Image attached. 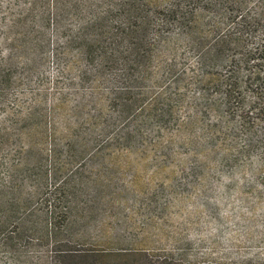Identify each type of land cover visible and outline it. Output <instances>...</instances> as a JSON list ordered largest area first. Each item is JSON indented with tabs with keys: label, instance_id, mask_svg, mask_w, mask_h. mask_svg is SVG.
I'll return each mask as SVG.
<instances>
[{
	"label": "trees",
	"instance_id": "16d2710c",
	"mask_svg": "<svg viewBox=\"0 0 264 264\" xmlns=\"http://www.w3.org/2000/svg\"><path fill=\"white\" fill-rule=\"evenodd\" d=\"M28 2L38 25L4 18L0 30V107H14L0 141L16 145L0 177V264H193L167 252L92 249L88 230L111 184L85 176L80 161L171 151L157 136L179 116L178 133L200 151L204 139L241 137L249 149L264 141V0H84L63 37L80 92L70 103L57 91L52 107L44 93L20 106L14 91L18 70L31 71L59 18L57 0L40 9ZM64 7L65 16L79 9ZM59 155L71 167L52 164ZM31 250L45 256L32 263Z\"/></svg>",
	"mask_w": 264,
	"mask_h": 264
},
{
	"label": "rangeland",
	"instance_id": "374dc122",
	"mask_svg": "<svg viewBox=\"0 0 264 264\" xmlns=\"http://www.w3.org/2000/svg\"><path fill=\"white\" fill-rule=\"evenodd\" d=\"M83 1L57 0L58 23L47 34L50 46L36 57L27 75L18 70L21 84L14 89L18 105L26 106L31 96L35 99L44 93L52 107L57 91L72 103L75 91L80 92V88L75 90L79 85H70L77 81L75 71H69L73 58L63 37L66 24L78 25L80 10H86ZM44 3L36 0V9L44 8ZM65 5L79 9L65 16ZM29 10L28 0H0V30L4 18L8 26L23 17L24 25L37 24ZM13 111L11 103H2L0 137L10 129ZM179 117L177 124L183 120ZM177 124L171 123L157 136L165 144L172 142L171 151L150 146L133 152L114 151L94 159L95 166L90 160L80 161L85 176L111 184L110 193L99 202L97 226L88 230L95 238L92 249L105 255L167 252L193 264H264V141L252 142L254 147L249 149L241 137L204 139L199 143L209 148L200 151L178 133ZM62 130L59 125L58 131ZM56 135L58 139L59 132ZM15 148L11 138L9 143L0 141V177L8 160L15 158ZM49 160L69 167L73 161L66 155ZM110 168L113 170L108 171ZM30 253L36 258L32 263L45 256L44 250Z\"/></svg>",
	"mask_w": 264,
	"mask_h": 264
}]
</instances>
